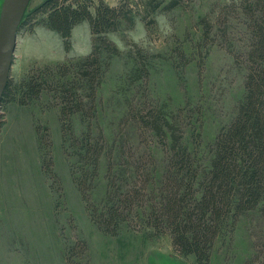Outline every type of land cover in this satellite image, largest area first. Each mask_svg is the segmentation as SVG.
I'll use <instances>...</instances> for the list:
<instances>
[{
  "label": "rangeland",
  "instance_id": "1",
  "mask_svg": "<svg viewBox=\"0 0 264 264\" xmlns=\"http://www.w3.org/2000/svg\"><path fill=\"white\" fill-rule=\"evenodd\" d=\"M45 1L31 0L26 13ZM92 1L96 6L100 0ZM102 1L131 7L135 24L123 22L108 35L120 54L110 62L98 90L94 135L103 133L109 151L123 145L133 153L151 150L162 165L165 148L131 114V109L150 106L184 119V144L197 147L208 165L218 134L236 117L246 94L249 34L242 0ZM149 3L160 6L153 11ZM31 16L19 29L10 82L20 83L47 65L91 52L89 22L75 27L67 53L60 35L43 24L41 16ZM203 19L214 27L209 38ZM57 103L44 93L28 105L1 104L0 264H198L193 255L178 253L167 234L140 231L132 223L111 235L98 225L73 177L75 159L63 146ZM73 124L77 134L84 130L79 115ZM113 159L127 158L114 152ZM109 161L106 154L91 194L90 203L96 206L108 190ZM263 240L264 217L260 211L247 213L231 235L217 241L211 264H251Z\"/></svg>",
  "mask_w": 264,
  "mask_h": 264
},
{
  "label": "trees",
  "instance_id": "2",
  "mask_svg": "<svg viewBox=\"0 0 264 264\" xmlns=\"http://www.w3.org/2000/svg\"><path fill=\"white\" fill-rule=\"evenodd\" d=\"M177 4L175 1L171 7ZM148 6L155 11L160 5ZM241 9L249 34L246 94L236 117L218 134L208 165L197 147L184 144V119L150 106L131 109V114L165 148L162 165L151 150L133 153L123 145L109 151L103 133L94 135L98 90L110 62L120 54L108 35L123 22L135 24L131 7H113L102 0L96 6L92 0H46L33 13L25 14L24 20L28 15L41 16V22L60 35L67 53L73 47L75 27L89 22L92 50L87 56L47 65L20 83L9 80L2 104L28 105L44 93L52 94L60 106L64 149L75 159L73 177L91 217L107 233L118 235L124 225L136 223L140 231L169 235L174 249L184 256L193 255L198 264H211L215 244L235 231L241 217L253 211L264 217V0H242ZM201 24L209 38L212 23L203 19ZM144 75L148 77L149 71ZM76 115L84 124L80 134L74 129ZM200 136L195 138L198 146ZM114 152L127 159L116 162ZM106 154L110 158L108 190L102 204L96 206L90 203L91 194ZM250 263L264 264V240Z\"/></svg>",
  "mask_w": 264,
  "mask_h": 264
},
{
  "label": "water",
  "instance_id": "3",
  "mask_svg": "<svg viewBox=\"0 0 264 264\" xmlns=\"http://www.w3.org/2000/svg\"><path fill=\"white\" fill-rule=\"evenodd\" d=\"M31 0H4L0 15V109L9 83L19 29Z\"/></svg>",
  "mask_w": 264,
  "mask_h": 264
}]
</instances>
